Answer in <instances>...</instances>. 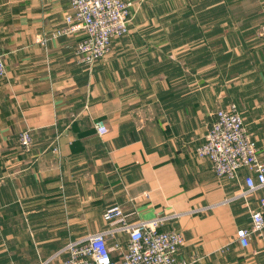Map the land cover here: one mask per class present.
<instances>
[{"label": "crops", "instance_id": "crops-1", "mask_svg": "<svg viewBox=\"0 0 264 264\" xmlns=\"http://www.w3.org/2000/svg\"><path fill=\"white\" fill-rule=\"evenodd\" d=\"M132 2L128 32L88 69L81 34L55 35L69 0H0V264H62L113 203L130 220L178 214L160 228L183 235L178 257H202L191 264H264V229L235 238L264 187L233 198L249 171L218 177L196 154L235 103L264 162V0Z\"/></svg>", "mask_w": 264, "mask_h": 264}, {"label": "built area", "instance_id": "built-area-1", "mask_svg": "<svg viewBox=\"0 0 264 264\" xmlns=\"http://www.w3.org/2000/svg\"><path fill=\"white\" fill-rule=\"evenodd\" d=\"M130 0H69V11L55 35L81 34L73 48L74 61L86 68L110 50L111 40L128 32ZM4 53L0 48V76L5 74ZM214 121L208 126L203 142L196 147L199 157L207 158L218 177L238 181L239 170L249 173L237 196H249L264 187V162L258 158L255 139L245 126L235 103L216 109ZM94 127L98 135L108 128L102 120ZM22 149L33 145L32 131L22 129L17 134ZM264 198L260 208L250 212V225L239 227L235 238L242 247L252 235H262L264 229ZM178 214H162L148 219H128L122 206L113 203L105 207L106 226L83 237L69 239L58 253L65 254L62 264H191L202 257H178L184 243L183 235L175 229H161L167 220Z\"/></svg>", "mask_w": 264, "mask_h": 264}, {"label": "rangeland", "instance_id": "rangeland-1", "mask_svg": "<svg viewBox=\"0 0 264 264\" xmlns=\"http://www.w3.org/2000/svg\"><path fill=\"white\" fill-rule=\"evenodd\" d=\"M130 1H131V4H132V3H133L132 0H130ZM131 7H132V5L130 6L129 10L131 9ZM129 17H130V14H129ZM129 20H130V19H128V23H129ZM128 23H127V24H128ZM117 37H119V36H117ZM114 38H115V37H114ZM112 39H113V38H112Z\"/></svg>", "mask_w": 264, "mask_h": 264}]
</instances>
